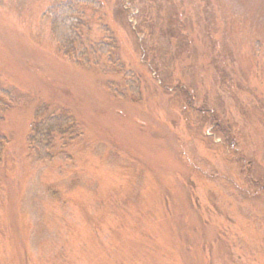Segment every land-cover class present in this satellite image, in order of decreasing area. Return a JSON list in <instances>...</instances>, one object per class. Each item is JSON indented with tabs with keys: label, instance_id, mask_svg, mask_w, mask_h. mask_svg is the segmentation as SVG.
Masks as SVG:
<instances>
[{
	"label": "rangeland",
	"instance_id": "374dc122",
	"mask_svg": "<svg viewBox=\"0 0 264 264\" xmlns=\"http://www.w3.org/2000/svg\"><path fill=\"white\" fill-rule=\"evenodd\" d=\"M53 1L0 0V264H264V0H100L82 38L115 48L86 67ZM123 71L138 99L107 89ZM41 103L81 128L49 160Z\"/></svg>",
	"mask_w": 264,
	"mask_h": 264
},
{
	"label": "trees",
	"instance_id": "16d2710c",
	"mask_svg": "<svg viewBox=\"0 0 264 264\" xmlns=\"http://www.w3.org/2000/svg\"><path fill=\"white\" fill-rule=\"evenodd\" d=\"M102 6L100 0H55L46 7L45 13L49 15V30L61 53L70 58L75 64L81 66L93 65L96 61L91 55L94 53L107 54L111 48H115L113 42L97 41L94 44L85 45L82 38L84 29L88 28L89 13L86 7L93 12ZM104 30L105 24H98ZM262 45V46H261ZM255 50L261 51L264 64V43L255 42ZM94 58V56H93ZM92 59V60H91ZM120 68V67H119ZM127 78L122 81L119 88L108 82L107 89L115 96L129 95L131 100L138 99L139 85L136 76H131V71H123ZM13 106L10 91L0 86V121L4 119L6 112ZM47 106L41 103L34 111V117L30 124L27 136L28 148L36 159L49 160L53 156V146L58 137L74 140L81 134V128L74 116L62 109L56 113H47ZM7 137L0 130V158L7 142Z\"/></svg>",
	"mask_w": 264,
	"mask_h": 264
}]
</instances>
